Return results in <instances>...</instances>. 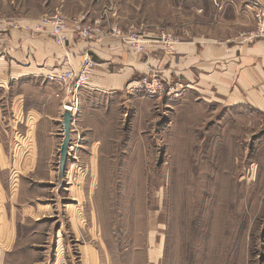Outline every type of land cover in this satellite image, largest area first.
<instances>
[{"label": "rangeland", "instance_id": "1", "mask_svg": "<svg viewBox=\"0 0 264 264\" xmlns=\"http://www.w3.org/2000/svg\"><path fill=\"white\" fill-rule=\"evenodd\" d=\"M34 1L17 10L21 0H0V14L28 6L42 12L40 22L83 15L103 31L98 41L144 56L150 45L173 56L178 43L202 33L191 29L189 8L176 10L172 0ZM253 3L264 10V0ZM256 12L251 34L234 37L238 45L264 37ZM46 79L59 86L62 114L87 84L66 94ZM176 86L152 72L133 98L123 96L127 105L107 104L91 125L100 136L70 127L77 153L61 182L56 150L45 164L53 179L42 168L28 184L29 217L24 210L15 239L0 241L5 264H264V111L182 95Z\"/></svg>", "mask_w": 264, "mask_h": 264}, {"label": "crops", "instance_id": "2", "mask_svg": "<svg viewBox=\"0 0 264 264\" xmlns=\"http://www.w3.org/2000/svg\"><path fill=\"white\" fill-rule=\"evenodd\" d=\"M253 1L172 0L176 10L189 8L191 29L198 25L202 32L178 43L173 56L163 55L156 45L148 46L144 56L115 40L83 41L71 30L59 47L50 28L41 25L42 12L27 6L20 15L0 14V241L15 239L17 223L31 207L22 194L40 169L48 172L46 161L62 144L60 89L46 77L77 70L86 57L94 65L79 91L80 110L71 129L87 137L101 135L91 125L102 119L107 104L127 105L140 90L139 81L152 72L176 84L174 89L183 85L182 95L264 111V37L242 45L233 40L238 32L248 36L254 29ZM30 2L35 3L21 0L15 6L18 10ZM74 138L71 134V146ZM76 150L69 148L68 156ZM47 178L52 180V174ZM0 264H5L1 249Z\"/></svg>", "mask_w": 264, "mask_h": 264}, {"label": "built area", "instance_id": "3", "mask_svg": "<svg viewBox=\"0 0 264 264\" xmlns=\"http://www.w3.org/2000/svg\"><path fill=\"white\" fill-rule=\"evenodd\" d=\"M258 5L255 4L257 20V28L261 33L264 30V10H258ZM41 25L50 28L49 34L57 45L63 46L66 41V33L70 29L78 35L79 38L86 41L96 42L104 37L103 31L96 24H90L85 16H74L70 19L65 18L61 13H56L52 18L44 20ZM137 50H142L137 48ZM92 67L91 62L84 61L79 69H68L58 74L48 76L49 80L60 82L64 93L71 94L73 90H77L87 83L89 78V71ZM79 101L76 95L73 96L71 103H66L62 106L63 111H68L72 115V119L78 113Z\"/></svg>", "mask_w": 264, "mask_h": 264}, {"label": "water", "instance_id": "4", "mask_svg": "<svg viewBox=\"0 0 264 264\" xmlns=\"http://www.w3.org/2000/svg\"><path fill=\"white\" fill-rule=\"evenodd\" d=\"M71 122H72V115L68 111H65L62 114V122L61 126L63 128V140L59 151V172H58V179L61 182L63 176L65 175V168L67 165L68 155H69V148H70V141H71Z\"/></svg>", "mask_w": 264, "mask_h": 264}]
</instances>
